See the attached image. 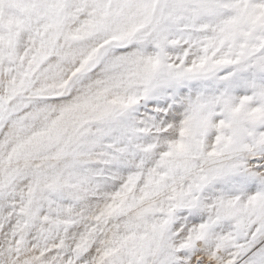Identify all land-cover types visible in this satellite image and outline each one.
Wrapping results in <instances>:
<instances>
[{
  "label": "snow or ice",
  "instance_id": "1",
  "mask_svg": "<svg viewBox=\"0 0 264 264\" xmlns=\"http://www.w3.org/2000/svg\"><path fill=\"white\" fill-rule=\"evenodd\" d=\"M0 264H264V0H0Z\"/></svg>",
  "mask_w": 264,
  "mask_h": 264
}]
</instances>
